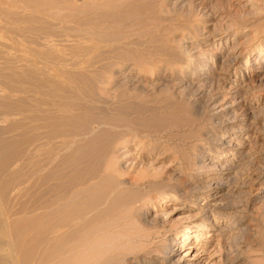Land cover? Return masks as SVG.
<instances>
[{"label": "rangeland", "instance_id": "obj_1", "mask_svg": "<svg viewBox=\"0 0 264 264\" xmlns=\"http://www.w3.org/2000/svg\"><path fill=\"white\" fill-rule=\"evenodd\" d=\"M0 225V264H264V0H0Z\"/></svg>", "mask_w": 264, "mask_h": 264}, {"label": "bare ground", "instance_id": "obj_2", "mask_svg": "<svg viewBox=\"0 0 264 264\" xmlns=\"http://www.w3.org/2000/svg\"><path fill=\"white\" fill-rule=\"evenodd\" d=\"M23 41H24V40H23ZM46 214H47V213H46ZM1 222H2V221H1ZM2 223H3V222H2ZM1 225H2V224H1ZM1 225H0V226H1ZM3 227H4V226H3ZM4 228H5V227H4ZM5 231H6V230H5ZM7 243H8V242H7ZM7 245H8V244H7ZM10 247H12V249H11V253H12V251H13L14 248H13L12 245H11ZM14 252H15V251H14ZM78 255H79V254H78ZM9 257H10V256H9ZM7 258H8V257H7ZM9 260H10V259H9ZM12 261L15 263V261H14V255H13V254H12ZM12 261H11V262H12ZM0 262H1V261H0Z\"/></svg>", "mask_w": 264, "mask_h": 264}]
</instances>
